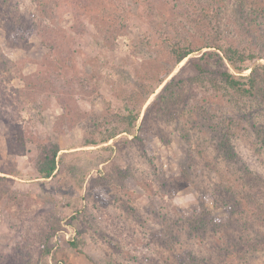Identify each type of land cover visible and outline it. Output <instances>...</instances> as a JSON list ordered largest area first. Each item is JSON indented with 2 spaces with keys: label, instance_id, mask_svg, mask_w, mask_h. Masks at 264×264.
Instances as JSON below:
<instances>
[{
  "label": "rangeland",
  "instance_id": "1",
  "mask_svg": "<svg viewBox=\"0 0 264 264\" xmlns=\"http://www.w3.org/2000/svg\"><path fill=\"white\" fill-rule=\"evenodd\" d=\"M243 1L0 0V264H223L235 242L264 245V221L237 213L253 206L240 175H264V148L235 129L243 116L219 98L166 119L153 107L173 77L198 75L208 45L264 65V14ZM173 42L196 51L176 64ZM53 141L59 169L40 179L37 145ZM245 257L229 261L264 264V247Z\"/></svg>",
  "mask_w": 264,
  "mask_h": 264
},
{
  "label": "trees",
  "instance_id": "2",
  "mask_svg": "<svg viewBox=\"0 0 264 264\" xmlns=\"http://www.w3.org/2000/svg\"><path fill=\"white\" fill-rule=\"evenodd\" d=\"M255 2V10L264 14V1L255 0ZM244 6L245 3L242 0L239 7ZM206 48L211 50L215 48L217 52L209 50L200 57L201 59L203 57L211 59L216 55L219 57L220 64L222 63L221 67H224L225 63H228L232 70L224 69L215 74L207 69V63L206 65L201 64L200 58H198L192 63L198 75L188 80H182L177 76L173 77L162 89L161 93L155 100L153 107L158 103L156 108L157 113L161 118L163 117L166 119L172 115L173 109L182 102H185V100L190 104H195L200 101L205 102L208 99L219 98L233 109H237L239 114L243 116L236 120L237 124L235 129L241 124L242 128L245 129L247 133L251 132L255 134L256 140L260 146L264 148V65L258 63L253 65L254 62L257 60L259 61L262 57H259L256 53H247L244 49L233 44H214L208 45ZM195 51L196 50H194L191 45H181L179 42H173L169 54L174 58L176 64H179ZM250 68H253L251 73L248 76H243V73ZM170 74L171 73L160 82V85L165 82ZM184 85L189 87V93L187 94L186 90H184ZM139 117L140 111L135 113L131 110L129 112V116L126 117L129 121V128L135 127ZM232 123L234 122L232 121L231 125ZM231 125L229 124L228 129L230 133H233L232 130H234V127ZM123 132L131 131L128 129ZM114 137L115 133L110 137L103 138L99 143H106ZM231 141V136L227 134V136H224L221 146L227 151V153L229 151V154L230 152L232 154H237L234 149L235 145H233L234 143ZM37 149L39 151V157L36 163L38 178L44 180L52 179L59 169L57 158L61 151L60 145L58 142L53 141L47 144H39L37 145ZM249 171L244 178L243 175H240V180L242 181L240 188L242 193L245 194L244 196L248 198V204L250 203L253 205L252 211L242 208V205H238L237 208L239 212L237 213L248 218L247 214L248 212H251L254 214V222H263L264 204L260 205L256 200L260 198L264 201V175L251 169ZM225 186L228 188L229 184L226 183ZM222 193L225 192L222 191ZM251 197H254L256 200L254 201ZM228 200L229 199H227V204ZM244 210H246L247 214ZM192 221H194L193 227H196L194 231H200L202 229V234L208 231L209 224L207 225L204 219L196 221L194 219ZM215 225L218 226L216 222ZM218 228L222 227L219 226ZM256 242L259 244L253 242L249 238L238 244L235 242L231 248L226 250L223 264H231L229 260L234 259L235 257L240 258L241 256H246L245 258L249 259V256L253 254V251L264 247L263 240L262 243H260V240H256ZM69 245L78 251L81 250L77 241L70 242ZM227 261L230 263H226Z\"/></svg>",
  "mask_w": 264,
  "mask_h": 264
}]
</instances>
